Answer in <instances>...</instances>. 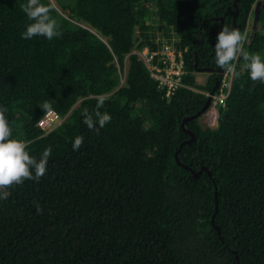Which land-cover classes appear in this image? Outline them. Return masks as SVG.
I'll return each mask as SVG.
<instances>
[{"label":"trees","instance_id":"16d2710c","mask_svg":"<svg viewBox=\"0 0 264 264\" xmlns=\"http://www.w3.org/2000/svg\"><path fill=\"white\" fill-rule=\"evenodd\" d=\"M53 1L40 0L62 35L25 40L27 0H0V110L30 156L52 148L39 182L0 190V264H264V83L238 58L215 125L182 126L220 77L224 26L264 61V0L251 37L257 0ZM157 31L184 57L170 98L131 53L157 48ZM101 95L111 122L97 133L83 113L95 120ZM44 101L63 118L46 134Z\"/></svg>","mask_w":264,"mask_h":264},{"label":"clouds","instance_id":"9594fccd","mask_svg":"<svg viewBox=\"0 0 264 264\" xmlns=\"http://www.w3.org/2000/svg\"><path fill=\"white\" fill-rule=\"evenodd\" d=\"M20 8L27 19L32 21L27 25L26 31L23 32L22 39L29 40L37 36H43L48 40H52L62 35V32L58 30L57 21L50 15L54 8L51 3L45 5L40 0H27L26 3L20 4ZM246 39V35L238 29H230L228 26H224L218 33L217 42L214 46L216 66L231 73L234 71L232 62L242 57L247 62L246 67L249 69L251 81L264 83V61L258 53L249 54L244 50L243 44ZM104 101L105 97L103 95L97 98L95 120L87 109L83 113V123L89 130H94L97 133L100 128L111 122V116L100 111L104 106ZM40 107L45 112V119L53 115L54 109L48 101H44ZM5 111L6 109L0 110V190L14 185H21L26 180L39 182L46 174L48 160L52 154V148L49 146L43 151L39 159L30 156L26 151L28 144L31 143L30 141L25 142L11 138L12 129L4 114ZM44 123V119L39 120L38 126L43 127ZM97 124L99 127H97ZM83 142V136L75 137L72 145L73 150H80ZM7 197V192L0 191V199H7Z\"/></svg>","mask_w":264,"mask_h":264},{"label":"built area","instance_id":"2783aa9c","mask_svg":"<svg viewBox=\"0 0 264 264\" xmlns=\"http://www.w3.org/2000/svg\"><path fill=\"white\" fill-rule=\"evenodd\" d=\"M157 43V48L143 46L134 48L131 53L137 55L138 59L143 63L149 73V77L155 82L156 87L161 91L166 98H170L182 86V78L185 74V64L183 53L177 49L173 40L162 37ZM232 72H224L221 75L220 87L218 91L212 95V104L218 107L224 104V100L229 90V84L226 82V77ZM209 95V94H207ZM211 104V105H212ZM217 109V108H216ZM207 111V110H206ZM217 112L213 113L216 120ZM45 120L43 127L38 126L39 120ZM213 119V120H214ZM63 118L57 111L54 110L53 115L45 119L44 114L36 122V126L44 133L53 130L61 123ZM214 120V121H215Z\"/></svg>","mask_w":264,"mask_h":264},{"label":"rangeland","instance_id":"374dc122","mask_svg":"<svg viewBox=\"0 0 264 264\" xmlns=\"http://www.w3.org/2000/svg\"><path fill=\"white\" fill-rule=\"evenodd\" d=\"M54 4V1L51 0ZM261 1V6H262V3H263V0H260ZM60 12V10H59ZM150 22V21H148ZM252 24H253V16H251V19L249 21V26L247 27V30H248V34H249V37H251L252 33L256 30H258V24L256 23L254 28L252 27ZM162 38V34L161 32L157 31L154 35V40L156 41H159L160 39ZM168 38L170 40H173L175 39V36L169 32V36ZM126 67H127V63L125 65V68L123 69L122 73H121V80H120V84L119 85H122L123 84V81H124V77H125V74H126ZM205 77H206V74L203 73V72H199L198 75H197V81L199 83H203L204 80H205ZM231 79H232V75L229 74L227 77H226V82H228L229 84V87L231 85ZM78 104V102L74 105L76 106ZM212 104V102H211ZM217 106L215 107L214 104L210 105V107L207 109V111L202 114L200 117H199V123L201 124L202 127H206V126H211L213 127L215 125V119L213 117V113L214 112H217ZM214 119V120H213Z\"/></svg>","mask_w":264,"mask_h":264},{"label":"water","instance_id":"95a60500","mask_svg":"<svg viewBox=\"0 0 264 264\" xmlns=\"http://www.w3.org/2000/svg\"><path fill=\"white\" fill-rule=\"evenodd\" d=\"M260 8H261V1L260 0H257L256 3L254 4V8H253V24H252V27L253 28H254L257 20H258V15H259ZM236 14H237V12L235 13L234 18H233V23L234 24H235ZM195 65H196V63H195ZM203 71H210V69L205 68V69H202L201 70V72H203ZM221 75H222V69H220V77H221ZM220 77L216 80L215 86L213 87V89L211 90V92L209 93V95L207 96V99H206V102H205L204 106L196 114H194L193 116H190V117L184 119L183 122H182V126L184 125V123L186 121L200 117L210 107L211 102H212V95L214 94L215 90L218 88V86L220 84ZM188 133L191 135V138L187 141L189 143L192 140V138H193V134L190 133V132H188ZM175 158L177 159V154H175ZM203 170H205V169L202 168L198 172H192V173H193L194 176H196L197 174H199ZM215 196H216V192H215ZM213 218H214V215L212 216V223H213ZM217 230H218V228H217Z\"/></svg>","mask_w":264,"mask_h":264}]
</instances>
